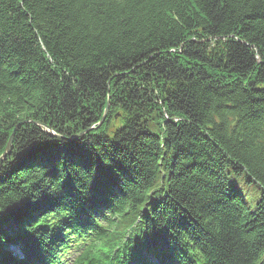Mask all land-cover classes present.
Wrapping results in <instances>:
<instances>
[{"label":"trees","instance_id":"1","mask_svg":"<svg viewBox=\"0 0 264 264\" xmlns=\"http://www.w3.org/2000/svg\"><path fill=\"white\" fill-rule=\"evenodd\" d=\"M13 132L0 264H264V0H0Z\"/></svg>","mask_w":264,"mask_h":264},{"label":"rangeland","instance_id":"2","mask_svg":"<svg viewBox=\"0 0 264 264\" xmlns=\"http://www.w3.org/2000/svg\"><path fill=\"white\" fill-rule=\"evenodd\" d=\"M108 104H109V106H110V102H108ZM107 104V105H108ZM110 108V107H109ZM108 113H109V110H107V106H106V108H105V110H104V113H103V115L101 116V120L99 121V123L97 124V125H99L100 124V122L103 120V118H105V121H106V119H107V117H108ZM104 121V122H105ZM103 122V123H104ZM97 125H94V126H97ZM37 126L45 133V136H53V137H55V138H61V137H59L58 135L59 134H57L58 132H57V130H51V129H49V128H47V127H45V126H43V125H41V124H37ZM91 131H94V128L93 129H91ZM14 133V132H13ZM13 135V134H12ZM13 143V142H12ZM6 151V150H5ZM6 158V157H5ZM5 158L3 159V160H5ZM3 160L1 159L0 160V164H2L3 163Z\"/></svg>","mask_w":264,"mask_h":264},{"label":"water","instance_id":"3","mask_svg":"<svg viewBox=\"0 0 264 264\" xmlns=\"http://www.w3.org/2000/svg\"><path fill=\"white\" fill-rule=\"evenodd\" d=\"M107 110H109V104L107 105ZM104 121H105V118H103V120L100 122L99 125H102ZM14 134H15V133H13V135L11 136V139H10V141H9V143H8V146H7L6 152H5V154H3V156L0 158V160H1V159L3 160V159L6 157L7 153L10 151V148H11V146H12V142H13V139H14Z\"/></svg>","mask_w":264,"mask_h":264},{"label":"bare ground","instance_id":"4","mask_svg":"<svg viewBox=\"0 0 264 264\" xmlns=\"http://www.w3.org/2000/svg\"><path fill=\"white\" fill-rule=\"evenodd\" d=\"M43 210L47 211V207L44 206V207H43ZM45 211H44V212H45ZM6 230L9 231L8 228H6Z\"/></svg>","mask_w":264,"mask_h":264},{"label":"snow or ice","instance_id":"5","mask_svg":"<svg viewBox=\"0 0 264 264\" xmlns=\"http://www.w3.org/2000/svg\"><path fill=\"white\" fill-rule=\"evenodd\" d=\"M0 211H2V209H0Z\"/></svg>","mask_w":264,"mask_h":264}]
</instances>
